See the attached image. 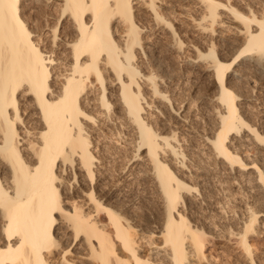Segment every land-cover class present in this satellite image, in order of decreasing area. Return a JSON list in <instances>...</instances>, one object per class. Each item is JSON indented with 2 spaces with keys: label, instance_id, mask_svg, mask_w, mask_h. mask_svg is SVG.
I'll use <instances>...</instances> for the list:
<instances>
[{
  "label": "bare ground",
  "instance_id": "1",
  "mask_svg": "<svg viewBox=\"0 0 264 264\" xmlns=\"http://www.w3.org/2000/svg\"><path fill=\"white\" fill-rule=\"evenodd\" d=\"M172 1L179 3V8H172L173 15L185 17L187 7L197 11L188 20L190 28L201 36L208 34L209 38L228 41L222 30L217 31L225 24H234V32L241 36V42L223 58L211 42L206 50L195 49L196 56L185 63L201 64L204 79H213L217 88L209 99L216 110L215 125H211L212 129H208L211 134L205 138L211 152L231 171L238 164L236 172L241 177L244 176L240 172L251 167L253 177L241 183L254 184L257 195L264 202V180L261 178L264 175V144L260 143L264 132L244 119L237 103L240 99L238 81L248 80L252 73L264 78V61L260 56V47L264 45V31L261 30L264 0L259 5L255 0ZM38 2L52 11L53 24L44 34L50 37L49 51L40 44L41 36L35 38L36 28L32 30L24 17L27 7L31 9ZM77 2L107 7H74ZM162 3L164 0H0V47L11 50L16 60L25 66L26 74L31 71L42 81L38 87L39 98L32 91H25L23 86L13 92L9 83L6 95L0 99V201L10 206L9 198L15 197L18 186L25 180H39L32 175L40 164L36 145L38 126L31 127L35 121L26 119L27 113L37 121L39 104L50 102L54 95L59 99L66 88L70 105L68 118L63 121L66 135L63 143L53 146L54 154L58 147L59 155L50 169L55 176L57 211L54 216L57 220L48 225L47 238L37 224L35 232L29 231L24 237V249L17 253L16 247L22 237L13 235L8 239L5 232L8 213L0 207V264H194V259L200 262L207 258V246L215 242L214 229L211 232L205 215L192 218L190 210L195 207L197 196L201 204L209 200V194L198 193L206 179L199 173L207 171V166L201 167L204 161L197 160L195 153L187 154L188 148L182 146L184 135L178 127H170L171 119L177 118V126L190 129L203 105L198 106L194 96L180 99L174 94L178 84L160 61L153 59L155 70L146 73L139 60L140 56L143 59L146 56L142 33L150 29L167 36L170 49L181 51L184 45L171 14L161 8ZM138 8L142 9L143 18L151 20V28L139 25ZM77 14L79 21L75 18ZM81 35L84 43L77 57L72 45ZM108 85L116 86L113 93ZM144 89L149 90L157 103L153 110L159 123L152 118L153 112H147L154 107L147 100ZM179 99L182 102L177 106ZM207 112L210 116L211 110ZM108 120H113L114 127L122 128L124 124L130 127L134 154L128 158L117 150L114 157H109L112 160H106L111 151L106 153L100 145L114 137L113 142L121 145L119 142L127 136L109 123L110 126ZM105 122L114 129V135L108 136L111 128L106 126L107 131ZM252 142L254 149L262 150L258 156L251 155L252 161L247 163L244 157L250 158V150L246 148ZM141 153L146 157V167L135 164L143 159ZM6 157H10L11 162ZM189 180L195 183H187ZM148 187L154 190L157 202L153 200L157 209L154 207L151 211L148 210L152 203L143 201L152 204L150 208V205H141ZM252 208L251 205L247 207L245 213L248 215L240 228L238 224L237 230L228 229L231 236H237L234 244L241 251L239 255H246L255 264L251 250L254 245L248 242V234L257 233V221L264 223V219H258V212ZM209 218L212 222L213 218ZM45 239L50 246L39 247Z\"/></svg>",
  "mask_w": 264,
  "mask_h": 264
},
{
  "label": "rangeland",
  "instance_id": "2",
  "mask_svg": "<svg viewBox=\"0 0 264 264\" xmlns=\"http://www.w3.org/2000/svg\"><path fill=\"white\" fill-rule=\"evenodd\" d=\"M170 1L171 0H164V3H162V5H161V8H163V11H165L166 14H171L170 12L173 11L172 8L176 9L178 7V4H179V3L176 4L173 1L172 2L174 4H171L172 2H170ZM256 1H257L256 4H258V5L260 3L261 4L264 3V2L262 3L261 0H255L254 3ZM168 2L170 4H168ZM38 3H39L38 5L35 3L31 9H30V6H28L27 7L28 10L26 9L24 12V17H25L27 22L29 21V23H27V24H29V27L32 28V30L36 28L37 32L35 33L36 34L35 38H39L41 36L40 44L43 46V48H46V50L49 51V49H50L49 48L50 37L49 36L45 37L44 34L48 33V29L53 24V21H54L53 16L50 14L52 11L50 9H48L50 12L48 10H46V8L42 2H38ZM40 3H41V5H40ZM35 6H36V8H35ZM164 8H166V9H164ZM191 8L192 7H187L188 10L186 11L187 14L185 17H183V16L180 17L177 14H174V15L171 14V18H172L173 23H174L173 24L174 28L179 33L178 35L181 37V40L183 41V44H184L181 51L168 48V43H169L168 40L169 39L167 38V36L160 33L159 31L154 32L155 30L153 31L152 29H150L149 31L151 33L149 31H145L144 33H142V37H144V39H143L144 41H143L142 45L145 47V50H146V56H145L146 58L144 57V59H147V60L140 58L141 57L140 55H138V56H140L139 60H140V62H142V65H143L142 67L144 68L143 69L141 67L143 72H146V73L150 72L151 73L152 70H155V67H154L155 65H154L153 59L154 60L156 59L155 61H157V62L160 61L161 63L160 62L159 63L161 64V66L163 65L164 70L166 72L168 71L167 72L168 75L174 77L173 78L174 83L177 82V84H178L177 88L174 89V91H173L174 94L176 96L179 95L178 97H180V99H185L187 97L191 98L194 96L195 101L198 104V106L203 105L202 109L199 110L200 112L198 111V113H197L198 118L194 119L195 121H193V126L190 129L187 127L186 130H184V128H182V126H179V125L177 126L175 123V122H178V121H176L177 118H172L170 121L171 129L175 128V126H176L179 128L180 133L184 135V139H183L184 143L182 144V146L188 148L187 154L191 155V153H193V154L195 153L194 155L197 157V160H202V161H204L203 163L207 164V165H205L202 163L201 167L204 168V166H207V168L206 167L205 168L207 171H209V172H207V171H204L202 169L204 171L203 172L200 170L203 173L200 172L199 174H203L204 176H206V179H208L209 181L204 179L206 183L203 182V184H202L203 188H201V191H199L198 193L203 192V194H206V195L209 194L208 199L210 201L207 199L208 201L206 203L204 202L205 204L204 203L201 204V202L199 200L200 198H199V196H197L196 198L198 199L199 202L197 201L196 205L194 204V206H195L194 208H191V209L189 208V209L192 211V214H193V215H191V217L194 215L195 216L197 215L196 217L195 216L194 217L200 218L202 216L198 217V215L201 214V215H205L208 218V220H209L208 223L210 224V227L212 228L211 232L214 229L213 230L214 232L212 234H214L213 240L215 242L211 243V244H213L212 246L210 244H209L210 246H207L209 248V250L207 249L208 251L205 252V254H206L205 257H207V258H205L204 260H202L200 262H198L196 259H194V262H195L194 264H227L228 262L230 263V261H231V264H250L251 262L248 260V257L246 255H244L242 253H241L242 255H239L241 251L239 248H236L237 246H235V244H234L235 238H237V236L236 235L231 236L230 232L232 230L235 231L238 228H240V226L242 224V220H245V218L248 215L245 212L247 211V207L249 205H251L253 207L252 208V209H254L253 211L258 212V219H264V213H263L264 212V202L257 195L258 193L255 191L256 186L254 184H252V183L248 184L247 183L245 186L241 183V181L247 180V178H249L250 176L253 177V175H254L253 170L249 169L251 167L248 166L245 168L246 169L245 171L240 172L244 176V177H241V175L236 172L239 168L238 164H235L233 167V170L231 171L229 168H227V166H223L222 162L219 161V159H216L214 157L213 153L211 152V149L209 148V145L207 144V141L205 140V138L207 136H210V134H211L210 130H208V129H210V128L212 129V126L214 127V125H215V123H214V121H215L214 110L215 109H213L215 107L213 105L211 106V102H209V99L213 96V94L217 88L215 87V82L213 81V79L212 80L204 79L205 76L203 75L202 70L200 69L201 64H199V65L191 64L192 65L191 66V65L185 63L188 58L190 59V58H193L196 56L197 52H195V49L196 50L201 49V51L206 50L209 47V43H211V42H213L216 45V47H217L216 50H218L217 52L219 53L220 58L221 57L223 58L224 56H226V54L231 52V50H233V48H235V45L237 43L241 42V36H238L234 32V29H233L235 26L234 24L233 25L225 24L224 26H221L222 29L220 27L217 28V31L219 29H220L219 31L222 30L223 35H224V39L228 38L229 42L228 41L225 42V40H223L221 38H218V39L215 37L209 38L208 34H207V36H205V35L201 36L197 32L193 31L192 28H190L192 26H191V24H189L190 20H188V19H190V17H193L197 14V11L194 9H191ZM141 12H142V9L138 8L137 14H139L138 15L139 19H137V20H139L138 21L139 25L151 28L152 27L151 20L143 18V16L140 14ZM50 17H52V18H50ZM223 20H225V18ZM205 40H208L207 43L204 42ZM192 48H194V49H192ZM149 60H151V61H149ZM146 66H149V67L146 68ZM253 74L254 73L250 74L248 80L241 81L242 83L240 81L237 82V86H238L237 89H239V96H240L239 97L240 99L237 103L240 104L239 110H240V113L243 115L244 119L247 122H249L250 124L255 125L259 131L264 132V78H260L257 74H256V76H254ZM107 87H109L108 89H109L110 93H111V91L113 93L115 88H116V86H113V85L112 86L108 85ZM143 92L146 95H148L147 100L150 102L151 105H153L151 107H154V108L149 109L150 111L148 110L147 112L148 113H152V112L154 113L153 109H155L157 107V103H154L155 99H153L150 96L149 90L144 89ZM180 99L178 101L179 103L177 104V106H180L179 104H181V102H182V100H180ZM210 110H211V114L209 116V113L207 111H210ZM28 113H27L26 119L29 118V120L35 121L33 123V125L31 126L32 128H34V127H36V124H37L36 120H34L35 119L34 116H31L30 114L28 115ZM31 113H32V111H31ZM201 114L203 116L205 115V117H202ZM152 118L155 121L157 119V121L159 123V117L157 116V113L154 116H152ZM112 121L110 122L108 120L106 122L108 124L110 123L112 125V127H114ZM106 122H105L106 130L108 131L109 128L113 129L112 127H110L111 125L110 124H109L110 126L107 125ZM208 124H209V126H208ZM106 126L109 128H107ZM124 126H125V128H124ZM124 126H122V128L114 127L116 131H119V132L122 131L121 133H123L129 137L128 138L126 136L127 139L124 138L123 142L122 141L119 142V143H121V145H119V144L116 145L115 142H113L116 140L115 137H114V140H110V141L106 140L105 142H103L104 145L106 143L108 144V142L111 143L108 145L106 144L105 145L106 147L103 145V143L100 145V148L103 147V149L106 151V153L107 152L109 153L111 151L110 154H107L109 156L106 157V160H107V158H108V160H112L113 158H109V157L111 155H112L111 157H114L118 151H119L118 154L122 153V156L123 155L126 156V157L124 156V158H128L129 156L134 154L133 153L134 146H133V144L130 143L131 142L130 137L132 136V133L130 132V127L127 126V124H124ZM195 128H196V130H195ZM111 129H109L110 133L107 132V134H109L108 136H111V134L114 135L116 133L114 131V129L113 130H111ZM113 132H115V133H113ZM130 134H131V136H130ZM128 139H129V141H128ZM254 146H255V144H254V142H252V144H250L249 147L246 148V150H250V151H248V152H250V153H248L250 155V158L247 157V159H246L244 157V159L247 163H250L252 161L251 155L252 156H254V155L258 156L259 152L262 150V148L261 149L258 148L256 150V149H254ZM107 148L109 151L106 150ZM111 153H113V154H111ZM201 154H203L204 156L203 155L201 156ZM143 155H144V153H141V156H143ZM139 160H138V162L136 161L135 164H139V165L141 164L144 167L145 166L144 162L146 160V157L143 156V159L140 161ZM142 161H143V163H142ZM207 162L210 164V166ZM145 163L147 166L148 165L147 162H145ZM263 163L264 162H262V164ZM117 167H118V165H117ZM211 168L213 170H211ZM217 168H219V169H217ZM206 173H209L210 175L206 174ZM209 176H210V179H209ZM192 180L187 181V183H189L191 185L194 184L195 183L194 181H196V179H194V181H193L194 183H190V181H192ZM197 181H199V180H197ZM149 188L152 189V187L145 188V190H147L145 192H148V193L147 194L145 193V195H147L146 197H145V195H144V197H142L141 205L146 204L145 205L146 207H148L150 205L148 207V208H150L153 204V206L150 208V210H148V208L145 207L148 211H151V209L155 210V208H156V206H155L156 204L154 205V201L156 202V200H155L156 197L154 196V192H153L154 190L150 191V190H148ZM149 193L153 194V195L151 196ZM154 197H155V199H154ZM143 199H145V200L147 199V200L145 201ZM143 201L148 202V203H152V204L148 205V203H144ZM150 201H153V202H150ZM69 202H68V204H69ZM199 203L201 204L200 207L198 205ZM206 204H208V205H206ZM184 206H185V208L188 207L187 204ZM224 208H225V210H224ZM190 210L188 212H190ZM195 210L197 212H195ZM194 212L197 214H195ZM248 212H250V211L248 210ZM190 214H191V212H190ZM223 214H225V215H223ZM210 216H211V218H213L212 222H211L212 219L209 218ZM242 217H243V219H241ZM214 222H215V224H214ZM259 222H260V220L257 221V224H256L257 226L255 225L257 233L253 232V233L248 234V242L251 243L252 246L254 245L253 247H251V250H252V256L254 258L253 261L255 262V264H264V223H259ZM211 223L213 224V226ZM237 225H238V228H236ZM229 227H230L231 231L228 229ZM233 227H234V229H233ZM210 248H211V250H210ZM240 259H241V261H239ZM238 261H239V263H238Z\"/></svg>",
  "mask_w": 264,
  "mask_h": 264
},
{
  "label": "snow or ice",
  "instance_id": "3",
  "mask_svg": "<svg viewBox=\"0 0 264 264\" xmlns=\"http://www.w3.org/2000/svg\"><path fill=\"white\" fill-rule=\"evenodd\" d=\"M67 8V5L65 6ZM74 7H87L96 9L99 7H107V5L93 3L91 5L80 4L77 2ZM79 21V15L75 16ZM95 19V17H94ZM261 30L264 31V22H261ZM84 43V37L81 35L76 43L72 45L77 50L79 57L81 45ZM261 60L264 61V45L260 47ZM45 63H50L45 61ZM46 78V76H45ZM12 84V91L23 86L25 91H32L39 98L38 81L28 71L26 74L25 66L18 62L11 50L0 47V99H3L7 93L6 85ZM67 88L65 94L59 99L55 95L50 98V102L40 103L37 111L38 138L36 141L40 164L37 166L36 173L33 177H39V180L28 182L25 180L17 187L14 198L10 197V206L5 202L0 201V207H4L8 213V225L5 232L8 234V239L11 240L13 235L21 236L20 243L16 247V252L19 253L24 249V237L29 234V231L35 232L36 225L39 224L43 230L45 238L48 236V225L56 222L57 218L54 213L57 211V203L55 199V187L53 181L55 176L51 172L52 161L58 155V147L54 154L53 146H58L63 143L66 130L63 124L68 118L70 105L68 104ZM59 95V94H56ZM61 106L63 111H61ZM260 143L264 144V138L260 139ZM11 162L10 157H6ZM264 180V175H262ZM26 197V198H25ZM50 246L45 239L39 245L43 248ZM10 250V249H9ZM43 264V262H41Z\"/></svg>",
  "mask_w": 264,
  "mask_h": 264
}]
</instances>
